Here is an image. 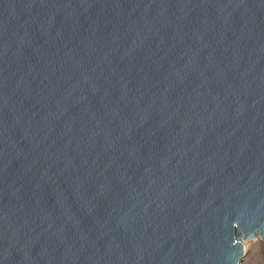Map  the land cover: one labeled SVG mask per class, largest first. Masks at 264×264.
Returning <instances> with one entry per match:
<instances>
[{
  "label": "water",
  "instance_id": "obj_1",
  "mask_svg": "<svg viewBox=\"0 0 264 264\" xmlns=\"http://www.w3.org/2000/svg\"><path fill=\"white\" fill-rule=\"evenodd\" d=\"M264 240V0H0V264H241Z\"/></svg>",
  "mask_w": 264,
  "mask_h": 264
},
{
  "label": "rangeland",
  "instance_id": "obj_2",
  "mask_svg": "<svg viewBox=\"0 0 264 264\" xmlns=\"http://www.w3.org/2000/svg\"><path fill=\"white\" fill-rule=\"evenodd\" d=\"M246 253L241 264H264V240L244 238Z\"/></svg>",
  "mask_w": 264,
  "mask_h": 264
}]
</instances>
